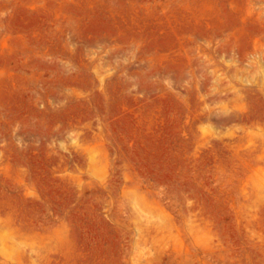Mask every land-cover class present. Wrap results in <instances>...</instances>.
<instances>
[{"label": "rangeland", "instance_id": "1", "mask_svg": "<svg viewBox=\"0 0 264 264\" xmlns=\"http://www.w3.org/2000/svg\"><path fill=\"white\" fill-rule=\"evenodd\" d=\"M262 70L264 0H0V264H264Z\"/></svg>", "mask_w": 264, "mask_h": 264}, {"label": "bare ground", "instance_id": "2", "mask_svg": "<svg viewBox=\"0 0 264 264\" xmlns=\"http://www.w3.org/2000/svg\"><path fill=\"white\" fill-rule=\"evenodd\" d=\"M262 68V67H261ZM264 70H262L261 72H263ZM263 77H264V75H263ZM264 80V79H263ZM261 87H264V85L262 84V86ZM260 87V88H261ZM260 91V90H259ZM261 92H262V90H261ZM264 93V92H263ZM264 95V94H263ZM262 126V125H261ZM262 130H263V127L261 128ZM258 135V134H257ZM257 137V136H256ZM258 138H260V137H258ZM257 139V138H256ZM263 139V138H262ZM255 139H253L252 141H254ZM260 140V139H259ZM256 141V140H255ZM260 142V141H259ZM263 143H264V140H263ZM249 149H250V147H249ZM252 149V148H251ZM247 151V152H246ZM245 152L247 153V155H251L252 154V151L251 150H249L248 151V149L246 150ZM257 153V152H256ZM257 155V154H256ZM247 157V156H246ZM255 158H257V156L255 157ZM260 163H262L261 161H260ZM249 164V163H248ZM259 164V163H258ZM243 165V164H242ZM246 166H247V164H246ZM248 169H249V167H248ZM251 170V169H250ZM245 171V170H244ZM253 171V170H252ZM262 171V170H261ZM264 171V170H263ZM250 173H251V171H250ZM250 176H251V174H249ZM264 179V175H259L258 174V176H256V177H251V179ZM248 179H249V177H248Z\"/></svg>", "mask_w": 264, "mask_h": 264}]
</instances>
